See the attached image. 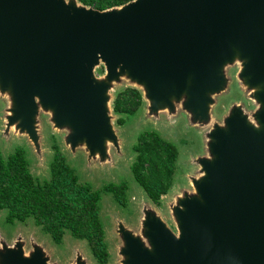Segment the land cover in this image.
<instances>
[{
	"label": "water",
	"instance_id": "95a60500",
	"mask_svg": "<svg viewBox=\"0 0 264 264\" xmlns=\"http://www.w3.org/2000/svg\"><path fill=\"white\" fill-rule=\"evenodd\" d=\"M78 1L0 0V91L14 95L11 118L38 144L39 101L56 106L71 146L106 159L109 142L119 143L108 106L114 81L143 83L151 112L183 101L203 124L209 92L223 90L222 67L240 52L243 76L261 85L259 125L236 106L208 132L195 190L173 211L180 234L148 207L149 245L121 222L119 231L128 264H264V0H129L106 9ZM15 245L0 249V264H47Z\"/></svg>",
	"mask_w": 264,
	"mask_h": 264
},
{
	"label": "rangeland",
	"instance_id": "374dc122",
	"mask_svg": "<svg viewBox=\"0 0 264 264\" xmlns=\"http://www.w3.org/2000/svg\"><path fill=\"white\" fill-rule=\"evenodd\" d=\"M67 1L72 2V0ZM75 2L80 4L78 0ZM245 59L240 52H237L222 67L225 87L219 92H209L210 120L203 124L195 121L183 101L175 102V107L171 111L164 108L157 113L151 112L150 101L143 83L133 81L125 75L114 81L109 89L111 96L108 106L119 143L113 140L109 142V156L106 159H102L99 154L90 156L83 144L72 147L68 141L70 127L67 124L61 126L55 120L56 106H45L40 101L34 114L38 143L36 144L27 131L22 130L21 118H11L17 106L14 95L7 90L0 91V149L7 156L18 147L24 148L31 170L41 180L51 177V164L58 147L75 169L80 181L89 183L93 188H104L110 182L126 183L125 205L115 198L112 191L102 189L100 214L109 243L110 257L107 264H128L127 256L123 252L125 239L119 231L120 222L126 226V230L139 236L149 245L147 239L149 229L142 222L145 215L144 208L148 207L152 208L156 216L163 219L176 234H180L181 226L176 221L173 211L175 206L180 204V197L185 196L186 192L192 193L195 190L192 178L202 174L201 163L197 159L208 154L206 147L208 132L216 124H223L226 116L236 106L247 114L250 122L259 125L255 113L260 107L256 94L261 85L251 84L248 82V77L243 76ZM105 72L102 63L96 66L95 74L98 77H103ZM127 85H136L143 90V102L133 113H116L113 108V98L117 90ZM122 115L125 116V121L119 123L117 119ZM146 130H157L173 141L179 149L172 187L162 196L160 204L155 203L147 195L144 187L136 179L132 167L137 155L134 146L139 135ZM7 212V208L0 209V249L5 245L15 247V244L22 243L24 255L38 251L46 257L47 264H79L80 260L82 264H100L92 253L88 241L75 237L70 230L66 231L62 242H57L48 231L36 223L33 216L24 220L18 218L8 220Z\"/></svg>",
	"mask_w": 264,
	"mask_h": 264
},
{
	"label": "trees",
	"instance_id": "16d2710c",
	"mask_svg": "<svg viewBox=\"0 0 264 264\" xmlns=\"http://www.w3.org/2000/svg\"><path fill=\"white\" fill-rule=\"evenodd\" d=\"M80 1L106 9L129 0ZM142 102V90L135 85H127L117 90L113 108L116 113L129 114L135 112ZM117 121L123 123L125 116H119ZM134 147L137 151L132 165L134 175L147 195L160 204L162 196L172 187L179 149L157 130L142 132ZM51 168V177L41 180L31 170L24 148L18 147L7 156L0 149V209L7 208L8 220H24L33 216L36 223L57 242H62L66 231L70 230L75 237L88 241L100 264H107L110 251L100 214L102 189L112 191L115 198L125 205L127 184L110 182L104 188H93L80 181L58 147Z\"/></svg>",
	"mask_w": 264,
	"mask_h": 264
},
{
	"label": "flooded vegetation",
	"instance_id": "af4514ba",
	"mask_svg": "<svg viewBox=\"0 0 264 264\" xmlns=\"http://www.w3.org/2000/svg\"><path fill=\"white\" fill-rule=\"evenodd\" d=\"M114 98H115V96H114ZM114 98H113V101H114Z\"/></svg>",
	"mask_w": 264,
	"mask_h": 264
}]
</instances>
